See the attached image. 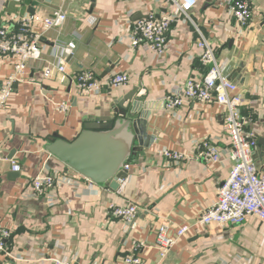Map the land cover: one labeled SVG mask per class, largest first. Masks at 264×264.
<instances>
[{"label": "crops", "instance_id": "obj_1", "mask_svg": "<svg viewBox=\"0 0 264 264\" xmlns=\"http://www.w3.org/2000/svg\"><path fill=\"white\" fill-rule=\"evenodd\" d=\"M236 1L250 7L243 27L229 12ZM56 10L65 13V22L45 33L46 51L28 62L27 82L15 87L0 112V228L11 232L0 264H52L53 258L72 264H122L133 253L151 264L161 225L168 226L170 235L190 226L163 264H264V226L255 218L241 226L195 225L216 201L218 186L231 169L222 129L225 109L190 101L167 109L164 101L188 78L201 81L206 75L197 46L205 40L226 80L244 98L245 129L256 134L253 159L264 174V0H198L191 22L180 17L171 24L164 62L147 50H133L129 40L136 20L161 11L158 0H0V24H10L14 16L45 18ZM69 43L75 46L72 55L64 52ZM62 60L68 78L88 70L102 82L125 74L128 83L83 95L58 73L41 82L42 70ZM11 72L12 60L0 58V83ZM132 91L142 99L129 113L136 119L145 116L147 138L139 145L130 131L116 137L130 152L117 191L108 184L89 186L47 151L49 138L56 133L73 141L88 121L112 116L115 100ZM61 103L68 106L64 113L56 110ZM203 143L217 149L219 162L208 164L198 157ZM163 151L187 158L176 163ZM10 160L20 166L19 172L12 171ZM43 169L52 176L71 173L80 186L60 187L54 205L44 197H25ZM130 203L138 206L132 224L111 217L114 204ZM136 243L143 247L135 250Z\"/></svg>", "mask_w": 264, "mask_h": 264}, {"label": "built area", "instance_id": "obj_2", "mask_svg": "<svg viewBox=\"0 0 264 264\" xmlns=\"http://www.w3.org/2000/svg\"><path fill=\"white\" fill-rule=\"evenodd\" d=\"M161 4L159 13L148 12L143 18L136 20L129 34L130 47L143 49L155 54L159 62H164V55L168 46L170 26L182 17L190 21V13L197 6L198 0H158ZM231 17L238 26L243 27L250 18V7L246 1L233 2L229 7ZM66 20L62 10H56L51 16H14L10 24H0V58L12 60V72L0 83V112L4 109L8 99L17 85L25 84V70L32 60H39L46 50L42 45V38L53 28L60 27ZM199 60L208 67L206 75L201 81L188 78L182 87H174L170 95L164 97L167 109L182 106L186 101L197 104H215L225 109L222 129L229 141L228 159L231 169L227 178L218 186L216 201L211 204L198 218L196 226H241L249 218H255L264 226V174H259L253 159V150L256 146V134L245 129L247 117L243 115L244 98L237 93L236 84L226 80L222 68L218 65L214 49L205 41L198 44ZM74 44L69 43L65 49L66 55H72ZM64 60L59 66H46L41 72V82L52 79L56 73L61 80L69 79L79 94H98L102 89L118 90L128 83V76L115 74L105 81H100L91 71H82L68 78ZM33 82V81H30ZM67 104L56 106L60 113L67 111ZM198 157L208 164L219 162V153L208 143L200 146L202 149ZM162 155L173 161L186 160V155L177 152L163 151ZM13 172H19L20 166L10 160ZM92 185V182L84 178ZM62 186L78 187L80 182L73 174L52 176L44 169L31 181L27 193L28 198L44 197L49 205L56 204L55 195ZM138 206L135 204H114L111 207V217L130 225L136 219ZM190 226L176 228L172 235L168 226L161 225L156 232L155 245L156 259L151 264H163L164 260L176 246L180 239L185 237ZM8 229L0 228V252H4V241L10 237ZM142 243H136L135 250L141 248ZM52 264H72L66 259H50ZM122 264H150L142 260L135 253L125 256Z\"/></svg>", "mask_w": 264, "mask_h": 264}, {"label": "water", "instance_id": "obj_3", "mask_svg": "<svg viewBox=\"0 0 264 264\" xmlns=\"http://www.w3.org/2000/svg\"><path fill=\"white\" fill-rule=\"evenodd\" d=\"M135 95L136 91H132L115 100L112 116L88 121L83 125V131L71 142L53 134L49 138L47 151L92 183L108 184L111 190L117 191L119 180L126 177L121 167L130 152L126 144L116 137L130 131L139 145L147 138L145 116L136 119L129 113V107H134L142 99L135 98ZM124 103H127L126 107L123 106ZM152 140L154 137L149 138V141ZM130 142V145L128 141L127 144L132 147V140Z\"/></svg>", "mask_w": 264, "mask_h": 264}]
</instances>
